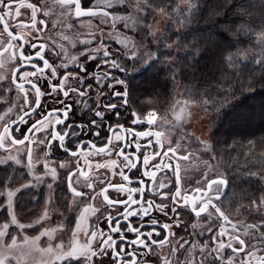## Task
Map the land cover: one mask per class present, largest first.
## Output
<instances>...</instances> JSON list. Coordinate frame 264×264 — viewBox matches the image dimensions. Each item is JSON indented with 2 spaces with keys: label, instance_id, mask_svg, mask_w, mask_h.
Returning a JSON list of instances; mask_svg holds the SVG:
<instances>
[{
  "label": "flooded vegetation",
  "instance_id": "1",
  "mask_svg": "<svg viewBox=\"0 0 264 264\" xmlns=\"http://www.w3.org/2000/svg\"><path fill=\"white\" fill-rule=\"evenodd\" d=\"M118 4L0 0L2 154L20 155L30 192L62 197L74 230L93 242L91 264H264L251 259L263 230L248 239L231 198L207 190L222 174L215 161L142 105L131 76L127 103L115 94L112 58L136 57ZM37 45L43 66L30 55Z\"/></svg>",
  "mask_w": 264,
  "mask_h": 264
},
{
  "label": "trees",
  "instance_id": "2",
  "mask_svg": "<svg viewBox=\"0 0 264 264\" xmlns=\"http://www.w3.org/2000/svg\"><path fill=\"white\" fill-rule=\"evenodd\" d=\"M128 2L130 7H144L166 16V30L160 41L166 35L169 41H175L179 35L178 20L188 17L190 22L180 28L186 39L176 42L183 46L177 47L173 42L170 49L161 47L170 56L161 57L157 65L158 84L144 82L150 73L138 76L134 86L136 98L160 117L170 113L178 97L197 104L209 114L211 143L217 146L215 163L229 179L234 216L249 224L248 239L263 238L259 225L264 223V211L257 206L264 203V99L257 96L262 90L258 83L261 74L253 69H259L257 60L264 62V0H232L231 3L192 0L201 8L194 17L189 16L186 4H181L179 14L172 11L180 0ZM213 4L224 6L210 12L208 6ZM240 4L245 5L246 11L238 16L234 9ZM241 20L246 21L245 33L233 36L228 29L234 30ZM174 60L183 61L179 68L172 67ZM220 104L223 106L218 114L213 105ZM232 128L236 131L230 133ZM25 194L32 193L26 189ZM20 216L23 221L31 220L25 212Z\"/></svg>",
  "mask_w": 264,
  "mask_h": 264
},
{
  "label": "rangeland",
  "instance_id": "3",
  "mask_svg": "<svg viewBox=\"0 0 264 264\" xmlns=\"http://www.w3.org/2000/svg\"><path fill=\"white\" fill-rule=\"evenodd\" d=\"M119 1L129 8L130 16L135 18L136 22L133 25L130 17L125 16L127 28L123 27L124 22L121 27L123 32L130 34L132 38L130 40L135 42L136 59L142 66L148 62L150 54L155 55V47L166 30L167 18L164 14H154L144 7L131 8L128 0ZM121 12L123 14L122 10ZM166 117L171 123H175L181 132L180 136H187L193 145L207 155V159L216 162L211 151L212 119L205 110L191 101H184L178 97ZM1 118L0 114V133L3 124ZM1 150L0 148V196L7 195L9 186L12 195H8L6 199L7 212L3 211L5 205H0V264H82V261L91 264L88 249L91 245L92 253L93 242H89L87 247L83 241L84 237L74 230L69 217L70 212L62 206L64 203L62 197L54 191L49 194L31 191L32 194L26 196L28 182L20 178V155L15 151L11 154H2ZM6 162L11 163L7 173L4 171ZM21 189H23L21 196L13 200L15 193ZM38 195L41 196L40 199ZM3 199L4 197H0V200ZM257 209L263 212L264 203L258 205ZM24 212L31 220H21L20 215ZM232 213L235 220H243L240 216H234L233 209ZM259 227L264 230V223L261 222ZM251 259L264 262V247L258 242L254 244Z\"/></svg>",
  "mask_w": 264,
  "mask_h": 264
},
{
  "label": "snow or ice",
  "instance_id": "4",
  "mask_svg": "<svg viewBox=\"0 0 264 264\" xmlns=\"http://www.w3.org/2000/svg\"><path fill=\"white\" fill-rule=\"evenodd\" d=\"M225 2L231 3L232 0H225ZM79 3H80V7L82 9L81 0H79ZM181 4L187 5L189 16L194 17L201 11V8L196 3H193L192 0H180V3L176 4L175 7L172 9V11L179 14L181 11ZM223 6L224 5H222V4L209 5L208 10L210 12L218 11L219 8H221ZM72 7H75V4H73ZM115 8H116V13H119L122 10L123 15H121V16H129L131 21H132V24L135 25V22H136L135 18L130 16L129 8L127 6H125L124 4H118L115 6ZM245 11H246L245 5L240 4L236 9H234V14L240 16V15H243L245 13ZM138 15H139V12H137V16ZM189 22L190 21H189L188 17H185L183 19L178 20V22H177L178 26H177L176 31L179 33V35L176 36V40L175 41H169L168 37L166 35L164 37V39L162 41H160L158 43L157 47L155 48V50H154L155 55L152 56L150 54L148 62L142 66L138 62L136 57L132 56L130 53H128V54L121 53V58H112L111 63L114 66L109 69V76H110V79L112 81H114L115 94L117 96H119L121 99H125V103H127L126 98L129 97V92L127 90L126 80L129 76H131V79L133 81H136L138 76L139 77H145L146 73H150L151 75L149 77H146L144 82L148 83L152 86H155L156 84H158V77H157L156 73H158L159 69L157 68V65L160 62L161 57H163L165 55L170 56V52H162L161 47H167L170 49L173 42L176 43L177 41H184L186 39V37H185V34L183 32H180V28L185 27L186 24ZM245 24H246V21L241 20L238 24H236L234 30L232 28H229L228 30L231 32V34L233 36L238 37L239 34L245 33ZM123 27L127 28L126 22L123 23ZM145 27H147V25H145ZM169 27H171V25ZM129 30L131 31V29H129ZM182 46H183L182 44H177V47H182ZM39 51H40V48H39V45H37L35 48H33L31 50L30 55L32 57H34V62L37 64V66L40 65L41 62H42V66H43L44 60L48 59V56H47L46 52L43 54V58L36 56V53ZM110 56H111V52L109 51V56L105 57V63H104V65H102L103 67H107L108 63L110 62L109 61ZM97 59H99V58H97ZM121 59H122V62H121ZM228 60H229V62H231L232 57L229 56ZM182 62L183 61L174 60L172 62V67L175 66L176 68H179L180 64ZM256 63L259 64V69H253V71H259L260 72L261 79L259 80L258 83L260 85V88L262 89L261 91L257 92V96L264 99V62H262L261 60H257ZM95 68H96V65L90 63L85 69H83V71L87 73L90 70H95ZM117 75H119L121 78L116 79ZM175 76H176V72H173V77H175ZM253 98H255V97H253ZM207 103H208V101H205V104H207ZM222 106H223L222 104H220L219 107H217L216 105H213V107L215 108V110L217 111L218 114H219V108ZM49 110H51V109H49ZM118 111H119L118 109L114 108L113 115H117ZM61 116H62V113H61ZM109 119H111V117H109ZM132 119H135V117H132ZM65 123H67V121H65ZM30 127H31V125L28 124L23 128H19V132H20L19 138H23V136L25 134H30V133H28V129ZM16 128H17V126H13V129H12L13 133L16 131ZM235 131H236L235 128L230 129V133L235 132ZM97 135H99V133H97ZM197 142L199 143V141H197ZM60 151L63 152L64 149L61 148ZM211 151L213 152L214 157L217 159V146L212 145ZM219 155L222 158L223 152L221 151L219 153ZM6 163H7V166L4 169L5 173H7L8 168L11 167V163H9V162H6ZM225 167H227V165H225ZM213 187H215L214 191H213ZM228 187H229V179H228L227 175L226 174H217V175H215V177H213L211 180H209L207 190L212 195V198L214 201H216V200L224 201L226 199H230L232 196V194L225 192V189H227ZM29 190H31V188ZM22 192H23V189H21L19 192H16L15 196L13 197V200H15V198L18 196L20 197ZM8 195H12V189L10 186H9V191H8L7 195L0 196V197H4L3 200H0V205H5L3 207L4 212L8 211V208L6 205V199H7ZM222 197H224V199H221Z\"/></svg>",
  "mask_w": 264,
  "mask_h": 264
}]
</instances>
